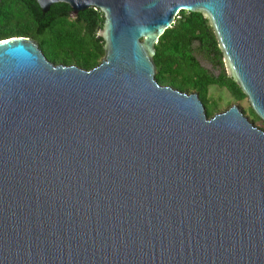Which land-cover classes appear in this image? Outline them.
I'll return each mask as SVG.
<instances>
[{
    "label": "water",
    "instance_id": "1",
    "mask_svg": "<svg viewBox=\"0 0 264 264\" xmlns=\"http://www.w3.org/2000/svg\"><path fill=\"white\" fill-rule=\"evenodd\" d=\"M102 22L100 61L0 39V264H264V129L160 85L178 12L212 28L264 123V0H33Z\"/></svg>",
    "mask_w": 264,
    "mask_h": 264
},
{
    "label": "trees",
    "instance_id": "2",
    "mask_svg": "<svg viewBox=\"0 0 264 264\" xmlns=\"http://www.w3.org/2000/svg\"><path fill=\"white\" fill-rule=\"evenodd\" d=\"M102 22L94 24L86 14H71L68 5L52 3L39 13L33 0H0V39L11 36L29 37L54 64L62 62L100 61L103 41L98 36ZM152 61L159 84H169L179 91L223 89L224 102L237 103L258 127L264 123L254 114L245 95L224 69L222 55L208 21L190 11L178 12L154 44ZM205 61L215 69L202 66ZM206 110L214 113L219 97L204 96Z\"/></svg>",
    "mask_w": 264,
    "mask_h": 264
},
{
    "label": "rangeland",
    "instance_id": "3",
    "mask_svg": "<svg viewBox=\"0 0 264 264\" xmlns=\"http://www.w3.org/2000/svg\"><path fill=\"white\" fill-rule=\"evenodd\" d=\"M201 64H202L203 67L208 68L210 72H216L215 69H213L210 66V64L206 63L205 61H201ZM210 89H217V88L211 87ZM219 90L220 91L216 95L214 93H210V95L214 96L215 98L216 97H219L220 98V101H222L224 103L225 101L228 100V94L223 89H219ZM232 103L235 104V105H237L240 108V106L237 103H235L233 101H232ZM241 104L244 106V109H246V115L249 116V112L247 111V109H248L247 106L245 104H243V103H241ZM261 128L264 129V126L261 127Z\"/></svg>",
    "mask_w": 264,
    "mask_h": 264
}]
</instances>
